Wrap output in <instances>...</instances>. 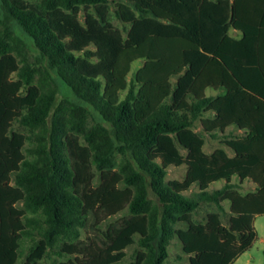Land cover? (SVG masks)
<instances>
[{
    "label": "trees",
    "instance_id": "16d2710c",
    "mask_svg": "<svg viewBox=\"0 0 264 264\" xmlns=\"http://www.w3.org/2000/svg\"><path fill=\"white\" fill-rule=\"evenodd\" d=\"M111 2L126 34L111 21ZM0 6V264H17L23 236L38 237L26 264H40L60 241L58 253L69 259L53 264H164L174 237L189 264H232L251 248L254 219L264 215V0ZM15 28L33 41L49 76L80 100L83 118L73 130L86 144L67 129L57 90L37 86L35 68L13 54ZM86 107L99 117L89 130L80 128ZM16 122L40 129L36 158L26 157ZM198 125L223 137V147L207 153ZM232 126L244 134L228 136ZM181 166L185 178L168 180V169ZM245 180L255 191L242 193ZM202 203L218 211L198 223ZM125 210L130 216L107 241L74 243L90 216L99 224ZM134 244L141 250L125 263Z\"/></svg>",
    "mask_w": 264,
    "mask_h": 264
},
{
    "label": "rangeland",
    "instance_id": "374dc122",
    "mask_svg": "<svg viewBox=\"0 0 264 264\" xmlns=\"http://www.w3.org/2000/svg\"><path fill=\"white\" fill-rule=\"evenodd\" d=\"M29 3L35 4L36 0H27ZM1 3V0H0ZM115 4L111 2L110 4V17L112 23L119 29H121L124 34H126L125 29L126 27L121 21H119L114 16L115 11ZM1 10V6H0ZM86 12L84 9H82L79 13V18L83 22L85 20ZM2 28V27H1ZM233 32V31H232ZM10 42L13 46V54L16 56V58L20 61V64L28 63L33 68H35V78L34 83L39 86L42 89H56L57 90V104L56 108L59 105H63V119L67 124V129L69 132L76 136L77 139L82 143L86 144V141L84 139L83 132H77L73 130V127L75 126V123L81 122V119L83 116V111L81 109V102L80 100L70 91L65 90L60 82L56 78H52L49 76L47 69H46V63L41 57L39 51L35 47L33 41L29 39L27 36H25L18 28H15L13 30V33L11 34ZM143 62L141 60H138L133 63L132 70L128 76V79L130 80L135 72L142 66ZM208 95H217L215 92L213 94L212 90H208ZM125 96V94H124ZM89 112L85 113L84 117V125H82L81 129L89 130L90 128L94 127L99 122V117L96 113H94L89 107H86ZM69 123V124H68ZM74 123V124H73ZM14 129L18 132H21L25 134L27 137L26 145L24 148V153L27 158L34 159L36 158L37 154L35 152V149L38 146V135L40 134V129H30L23 127L19 125V123L14 124ZM196 131L199 133H203L205 136V147L204 150L207 153L214 152L217 148L223 147L222 138H211L208 134L204 133L202 130V127L198 125L196 127ZM182 153L185 154V151L182 150ZM123 159V154L117 153L116 154V160L118 163H120ZM92 172L95 175L94 179V185L100 184V172L95 168V166L92 168ZM187 172L186 166L181 167H170L168 169V180H183L185 178ZM238 180L236 179V182ZM222 184L218 183L215 187H221ZM196 188H193V191H195ZM242 193H247L248 191H245L244 189L241 190ZM150 197L154 201H157V197L150 189ZM224 206L226 208V212L223 213L222 218L224 224H227L228 218H229V202L225 201ZM21 206V205H20ZM218 211V207L215 204L212 203H202L201 207L194 213V220L198 223H204L206 222L207 215L209 212H215ZM130 216V212L128 210L123 211L122 213H119L118 215L111 217L101 223L98 224L94 216H90L87 220V223L84 227L80 229L81 235L80 238L74 243H83L88 242L90 240H94L100 243H103L104 241H107V235L109 234V231L111 228L118 225V223L125 217ZM254 226L257 231V238L254 241L253 245L249 250H247L239 259L234 261L232 264H264V215L257 216L254 222ZM178 227H183V225H179ZM38 239V237H29V236H23L21 241V248H20V254L19 258L17 260V264H26L27 257L31 253L32 248L34 247L35 241ZM64 242L60 241L54 248L49 249L47 255L39 261L40 264H53L54 262H62L67 261L69 257L62 256L58 252L60 248L63 246ZM141 250V248L134 244L130 246L127 249V258L125 260V263L132 262L137 253ZM169 250V256L164 262V264H189V256L185 255L182 251V246L180 241L177 237H174L168 247Z\"/></svg>",
    "mask_w": 264,
    "mask_h": 264
},
{
    "label": "crops",
    "instance_id": "0c3cea01",
    "mask_svg": "<svg viewBox=\"0 0 264 264\" xmlns=\"http://www.w3.org/2000/svg\"><path fill=\"white\" fill-rule=\"evenodd\" d=\"M237 33L236 32H233V35H236ZM213 91V94H214V92L217 94L218 92L217 91H214V90H212ZM208 92V91H207ZM226 134L228 135V136H233V135H243L244 134V131H242V130H240V129H238V128H236L235 126H232V127H229L228 129H227V131H226ZM209 135V134H208ZM210 136V135H209ZM211 137V136H210ZM212 138V137H211ZM218 138H222L223 139V137H218ZM215 139V138H214ZM217 139V138H216ZM231 154V153H230ZM234 182H236V179L234 178ZM220 184H222L221 185V187L223 186V183L222 182H220ZM217 185V184H216ZM216 185H214V186H212V189H218V188H221V187H215ZM241 186H242V188H241V190L242 189H244L245 191H255V189H256V187H255V185H254V183L253 182H251V181H248V180H245L242 184H241ZM257 217V216H256ZM256 217H255V219H256ZM255 219H254V222H255ZM256 229V228H255ZM244 254V253H243ZM242 254V255H243ZM241 257V256H240ZM239 257V258H240ZM239 258H237V259H239ZM236 259V260H237ZM235 260V261H236Z\"/></svg>",
    "mask_w": 264,
    "mask_h": 264
}]
</instances>
